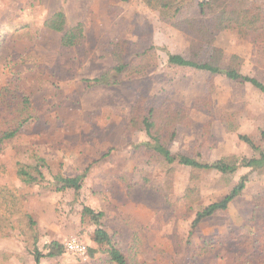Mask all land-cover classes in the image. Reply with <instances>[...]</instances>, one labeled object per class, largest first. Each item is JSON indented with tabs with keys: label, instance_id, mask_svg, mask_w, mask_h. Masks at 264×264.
<instances>
[{
	"label": "rangeland",
	"instance_id": "obj_1",
	"mask_svg": "<svg viewBox=\"0 0 264 264\" xmlns=\"http://www.w3.org/2000/svg\"><path fill=\"white\" fill-rule=\"evenodd\" d=\"M173 1L177 18L198 16L202 0ZM228 3L258 5L264 13V0ZM58 11L66 29L82 24L79 44L62 46V34L46 28ZM172 21L141 0H0V91L9 87L36 109L15 138L0 143V264H35L34 248L45 255L54 242L63 252L43 256L40 264H115L108 247L96 242L97 227L128 264H264V207L252 206L254 196L264 197V164L233 174L192 171L155 159L145 133L128 127L138 98L145 106H185L191 123L177 127L168 145L172 153L201 163L264 153V94L171 65L169 55L190 57V37ZM213 47L241 57V73L264 83V52L253 40L222 31L212 46L201 47L197 61H206ZM119 63L126 67L118 73L113 69ZM105 75L116 84L87 82ZM199 99L204 101L194 105ZM28 166L32 173L38 167L43 180L22 183L17 169ZM56 176H83L78 193L58 191ZM242 178L245 187L227 209L191 232L194 215ZM84 206L101 214L97 224L82 216ZM229 234L249 236L247 261L237 260V242L223 237ZM74 235L87 246L85 259L64 251L65 239Z\"/></svg>",
	"mask_w": 264,
	"mask_h": 264
},
{
	"label": "trees",
	"instance_id": "obj_2",
	"mask_svg": "<svg viewBox=\"0 0 264 264\" xmlns=\"http://www.w3.org/2000/svg\"><path fill=\"white\" fill-rule=\"evenodd\" d=\"M127 1V0H121ZM148 8L156 10L163 20L172 21V26L186 33L190 37V57L184 58L180 55H169L168 62L171 65L192 68L198 71L208 72L210 75H221L227 80L239 83L249 84L252 88L264 94V83L252 76L243 75L241 66L243 59L235 54L227 55L222 49L213 47L208 59L204 62H198L197 57L203 45L212 46L216 35L222 31H235L237 37L241 40H253L256 45L264 52V13L258 5L249 8H233L229 5V0H202L198 4V16L189 18H177L179 7L173 0H141ZM176 17V18H175ZM46 28L62 34L61 45L71 47L79 44L83 36L82 24L66 29L65 17L62 11L55 12L46 22ZM126 64L119 63L113 70L121 72ZM95 85L116 84L113 78L101 76L92 81H87ZM203 99L195 100L203 102ZM205 102L206 99H205ZM36 115V109L29 97L13 91L9 87H3L0 91V143L5 140L15 138L23 126ZM191 123L188 107L174 108L171 105L160 104L159 106H145L142 99L134 103L131 108V116L128 127L131 131H143L149 142L145 147L149 153L157 160H163L168 164L176 162L179 165L189 167L192 171H216L220 174H233L240 167H253L264 164V153L260 152V158L247 159L241 158L238 162H226L224 160L214 161L212 163H201L192 158L179 154H174L168 149V145L174 140L178 126H188ZM260 137L264 140V130L260 132ZM238 138L246 143L251 149L258 151L254 142L246 135H238ZM37 162L43 164L42 160ZM38 163V164H39ZM44 166V164L42 165ZM31 167H20L17 169V177L24 184H33L38 180H43V174L34 168V173L30 172ZM194 176V175H192ZM83 176L63 178L54 177L55 187L58 191L73 189L75 193L81 188ZM245 187V179L235 185L230 193L221 200L213 202L203 209L199 210L190 224V231L193 232L200 222L219 211L227 209L228 205L238 197ZM254 211L264 207V197L256 195L252 198ZM5 209L6 208L5 206ZM10 214L14 213L12 209L6 210ZM82 216L89 217L97 224L100 213L94 212L90 207L82 208ZM96 242L105 244L108 249V256L115 264H128L125 256L119 249L115 248L109 235L101 228L95 230ZM224 238H233L240 248L237 260L246 259L248 248L251 246L248 235L233 237L224 235ZM48 252L42 255L39 250L34 248L33 259L35 264H40L43 256H59L63 250L61 245L54 242L47 246ZM90 253L92 251L90 250ZM91 255V254H90Z\"/></svg>",
	"mask_w": 264,
	"mask_h": 264
},
{
	"label": "built area",
	"instance_id": "obj_3",
	"mask_svg": "<svg viewBox=\"0 0 264 264\" xmlns=\"http://www.w3.org/2000/svg\"><path fill=\"white\" fill-rule=\"evenodd\" d=\"M63 248L67 254L76 255L84 259L87 257V246L84 241L76 235L65 239Z\"/></svg>",
	"mask_w": 264,
	"mask_h": 264
}]
</instances>
